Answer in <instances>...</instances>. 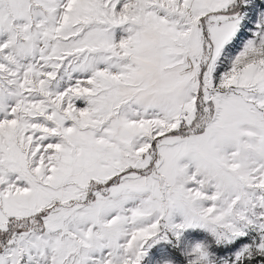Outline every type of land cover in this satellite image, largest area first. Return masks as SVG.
I'll return each instance as SVG.
<instances>
[{
	"label": "snow or ice",
	"instance_id": "6c2138e0",
	"mask_svg": "<svg viewBox=\"0 0 264 264\" xmlns=\"http://www.w3.org/2000/svg\"><path fill=\"white\" fill-rule=\"evenodd\" d=\"M0 264H264V0H0Z\"/></svg>",
	"mask_w": 264,
	"mask_h": 264
}]
</instances>
